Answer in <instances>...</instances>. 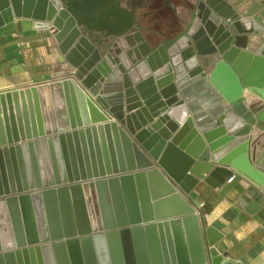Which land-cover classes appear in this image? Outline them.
Instances as JSON below:
<instances>
[{
    "label": "water",
    "instance_id": "1",
    "mask_svg": "<svg viewBox=\"0 0 264 264\" xmlns=\"http://www.w3.org/2000/svg\"><path fill=\"white\" fill-rule=\"evenodd\" d=\"M129 1L0 0V28L52 29L72 68L66 133L47 136L37 88L0 94V264H46L43 246L103 264L98 239L116 264L123 231L136 264H241L192 193L264 189V0H182L160 31Z\"/></svg>",
    "mask_w": 264,
    "mask_h": 264
},
{
    "label": "crops",
    "instance_id": "2",
    "mask_svg": "<svg viewBox=\"0 0 264 264\" xmlns=\"http://www.w3.org/2000/svg\"><path fill=\"white\" fill-rule=\"evenodd\" d=\"M154 1L131 0L127 4L130 10L137 7L139 14L144 15L155 9ZM174 6L183 12L182 0ZM167 7L171 8L169 3ZM258 16L264 24V9ZM143 22L145 27L152 24V28L163 30H168L174 23L170 18H164L160 23H156L153 18ZM71 69L52 29L28 31L19 20L0 28V94L37 88L47 136L69 130L63 89L67 77L62 74ZM245 95L253 99L249 93ZM25 103L28 105L27 98ZM256 103L261 105L263 102L257 100ZM103 125L105 123L100 124ZM260 135L261 132L254 129L251 144ZM256 189L244 178L236 176L219 189L200 182L192 193L198 204L192 207L200 223L205 224L207 229H216L224 236L216 249L241 264H264V189ZM253 192L255 195H251ZM259 197L263 198L257 202ZM184 199L189 203L188 199ZM109 200L112 205L111 198ZM123 207L127 213L125 199ZM42 249L46 264H57L51 247L43 246Z\"/></svg>",
    "mask_w": 264,
    "mask_h": 264
},
{
    "label": "bare ground",
    "instance_id": "3",
    "mask_svg": "<svg viewBox=\"0 0 264 264\" xmlns=\"http://www.w3.org/2000/svg\"><path fill=\"white\" fill-rule=\"evenodd\" d=\"M134 44H135V49L140 51L139 48H138L139 47V43L137 41H135ZM132 55L135 56V53L132 52ZM130 60H131V58H130ZM138 75L141 76L142 72L139 71ZM133 114H135V113H132L131 115H133ZM126 116L127 115L125 114V117ZM94 182H96V181H94ZM121 235L124 237L123 239H124V245H125V253H124V256H123V250H122V252H121L122 253V257H121L120 260H118L116 262V264H136L134 247H133V243H132L131 237L129 236L127 231H123L121 233ZM105 242H106L105 239H98L99 247L101 249V258H102L103 264H109L110 258H109L108 254H107V248H106V243Z\"/></svg>",
    "mask_w": 264,
    "mask_h": 264
},
{
    "label": "flooded vegetation",
    "instance_id": "4",
    "mask_svg": "<svg viewBox=\"0 0 264 264\" xmlns=\"http://www.w3.org/2000/svg\"><path fill=\"white\" fill-rule=\"evenodd\" d=\"M125 1H129V0H125ZM181 0H155L154 1V6L155 9L151 12H149L148 14H144L143 19L146 20L148 18H153L154 21H156V23H160L162 22V18L164 14H170V12H172L175 15V18L172 15V19H173V26L171 27H178V19L181 18V14H182V10L179 7H175L174 4L178 3ZM167 3L170 4L171 8H167ZM170 28V27H169ZM156 30H163L161 28L155 27Z\"/></svg>",
    "mask_w": 264,
    "mask_h": 264
},
{
    "label": "trees",
    "instance_id": "5",
    "mask_svg": "<svg viewBox=\"0 0 264 264\" xmlns=\"http://www.w3.org/2000/svg\"><path fill=\"white\" fill-rule=\"evenodd\" d=\"M167 8L169 9V7H167ZM172 15L175 18V15L172 12H170V14H168V13L167 14H164L162 19H164V18H170V19H172L171 18ZM178 25H179V19H178Z\"/></svg>",
    "mask_w": 264,
    "mask_h": 264
},
{
    "label": "rangeland",
    "instance_id": "6",
    "mask_svg": "<svg viewBox=\"0 0 264 264\" xmlns=\"http://www.w3.org/2000/svg\"><path fill=\"white\" fill-rule=\"evenodd\" d=\"M93 40H95V38H94V37H93ZM95 41H96V40H95ZM69 79H70V78H69ZM65 80H68V78H67V79H64V81H65Z\"/></svg>",
    "mask_w": 264,
    "mask_h": 264
},
{
    "label": "built area",
    "instance_id": "7",
    "mask_svg": "<svg viewBox=\"0 0 264 264\" xmlns=\"http://www.w3.org/2000/svg\"><path fill=\"white\" fill-rule=\"evenodd\" d=\"M232 180V179H231Z\"/></svg>",
    "mask_w": 264,
    "mask_h": 264
}]
</instances>
